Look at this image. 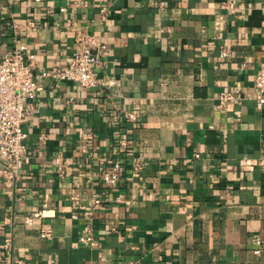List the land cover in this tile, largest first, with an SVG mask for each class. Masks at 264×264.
<instances>
[{
    "label": "crops",
    "instance_id": "1",
    "mask_svg": "<svg viewBox=\"0 0 264 264\" xmlns=\"http://www.w3.org/2000/svg\"><path fill=\"white\" fill-rule=\"evenodd\" d=\"M159 1L0 0V35L16 25L0 49L35 54L43 86L24 126L20 180H6L0 163V264H264V106L252 97L264 0L231 10ZM79 31L101 36L100 76L114 87L40 77L71 62ZM232 86L241 98L219 108ZM137 156L147 164L134 174ZM116 161L126 170L109 186L102 176ZM88 229L95 247L80 242Z\"/></svg>",
    "mask_w": 264,
    "mask_h": 264
},
{
    "label": "built area",
    "instance_id": "2",
    "mask_svg": "<svg viewBox=\"0 0 264 264\" xmlns=\"http://www.w3.org/2000/svg\"><path fill=\"white\" fill-rule=\"evenodd\" d=\"M159 6L161 9H165L167 0H160ZM220 6L225 10L234 9L237 7V0H222ZM66 10V7L61 8L63 12ZM31 26L36 28L37 24L33 22ZM9 27L15 28L16 25L8 22L2 26L1 38L6 35V29ZM76 44L77 53L67 66L53 72L44 71L40 77L51 76L57 80H69L88 89L114 87L116 85L114 78L105 79L100 76L105 66L104 56L108 54L101 36L79 31L76 34ZM220 55L228 57L230 50L222 48ZM35 67V54L28 52L24 46L6 52L0 49V163L3 177L13 183L20 180L28 156V134L24 126L33 108V101L37 93L43 89L42 83L36 79ZM241 92L242 90L238 86H232L222 91L218 97V107L229 109L241 98ZM252 97L256 100L258 107L264 106V60L260 63L255 75ZM125 115L129 119H137L135 113L129 112ZM146 164L143 157H134L132 160L133 173H141ZM125 170V165L116 161L104 172L103 181L109 186L116 185ZM71 200L76 206L79 205L80 195L73 194ZM93 203L100 204L101 200L93 198ZM92 211L89 209L86 214H91ZM34 215L39 216L41 212H36ZM30 220L31 217L28 221ZM40 234L42 237H49L52 232L49 229H42ZM79 239L84 245L90 247L97 245V239L90 229L84 231ZM252 243L255 245L254 252L260 254L263 249L262 237L254 236ZM4 247L7 251L12 249L11 236L5 239Z\"/></svg>",
    "mask_w": 264,
    "mask_h": 264
}]
</instances>
